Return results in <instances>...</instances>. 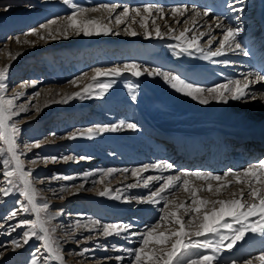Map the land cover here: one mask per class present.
I'll list each match as a JSON object with an SVG mask.
<instances>
[{"label":"bare ground","instance_id":"bare-ground-1","mask_svg":"<svg viewBox=\"0 0 264 264\" xmlns=\"http://www.w3.org/2000/svg\"><path fill=\"white\" fill-rule=\"evenodd\" d=\"M91 1L93 4H116L118 5L116 9L117 13L121 12L124 6H128L131 8L134 5L143 6L149 3L163 6L165 9V18L159 19L158 14L155 12L153 13V17L157 19V24L160 26L162 33H168V28L165 27V24L171 25L175 29V32L165 35L163 39L156 38L154 33L151 38H146L144 35V30L139 27L138 23H136L132 24V28L137 31L138 35L130 36L127 35L123 30L125 25H120L119 27H117L113 22L109 26L113 29V32H119V35H103L102 38L104 41H102L105 44L111 42L114 45H120L121 52L125 55V57H122L120 61H116V58L108 59L109 61H107L106 59L96 60L93 65L86 66V68L89 67L95 69L101 66H106L101 69H108L117 65H123L124 63L128 62H135L144 67H146L147 65L152 66L153 63H151V59L145 58V55H143V51L150 49V54H154L156 51L160 50L164 51L163 58L164 60L168 59V67L164 66L163 62L160 60V63L158 65H155V68H159L164 71H170L173 74H178L182 78H186L189 81L198 85L210 86L219 82H223L226 79H243L244 74H251L249 78L255 79L256 74L251 66V62L248 56H245L241 52L229 51L224 56L213 57L211 59H204L203 53L195 51L192 53V55H188L185 53L186 57H183V55L181 54L175 55L174 52L177 51L173 52L172 47H170V45L176 44L177 41L173 39L172 36L178 35L179 32L183 31L185 27L193 28V25L191 19H189L188 24H186L182 28H179L178 24L175 23V20L170 15V9L176 5H187L189 6V9L195 8L197 11L200 12L201 15L196 18L198 22L195 24L193 31L188 33L187 35L190 37L192 35L198 36L201 32L208 33L200 40V47L204 48L205 52H207L214 50L218 46V39L222 34L223 27L234 26L235 22L238 23V27L243 28V31L238 37L239 41L242 44V47L243 44L248 42V40H251L254 34L256 36V34L261 31L258 20L261 15H264V0H242V2H239V0ZM44 2H46V0H44ZM29 7H31V5H27L26 3V5L21 7V9L26 10ZM234 8H242L243 11L236 12L234 11ZM199 9L205 11H201ZM206 11H214V17H212L208 12V15H203ZM43 15L44 17L41 21L46 20V17H48L49 13L44 12L42 13V16ZM87 15L90 18L101 20L102 23H107L109 16L115 14L108 13L105 11H99L90 12ZM192 15L193 13L191 12V10H189L187 16L191 17ZM136 19L137 21H139V17H137ZM176 19L183 18L177 17ZM63 23V20L58 21L57 25H53V29ZM218 24L222 25V27H217ZM39 25L41 24H39L38 22V24L33 26L31 29L37 28L39 27ZM12 26L15 27V29L24 28L23 23L20 22H17ZM153 27L154 26L151 24L150 18L149 29L152 30ZM15 29L12 30L10 28V30L12 31H14ZM29 30L30 29H27L22 34L17 32L15 34L13 33L7 38V40L1 39L2 33H0V68L12 64L19 57L23 56L24 53L29 54L35 51H42L46 47L51 45H58L63 47L64 45L62 44L67 41L71 44L74 41L83 38L82 34L76 36L72 32L69 33V39L60 38L55 41L49 40L48 42L40 41L38 40V37L35 36H28L26 38L35 43V46L32 47L30 45L22 43L23 39H25L24 34L27 33ZM212 34H214L213 37H216L217 39L213 40L212 46L211 48H209L206 42L211 39L210 35ZM16 37L20 38L21 43L15 42L14 38ZM134 41L142 43L141 45H139V48L136 47V45L132 47L129 46ZM164 46L167 52H165ZM135 47L138 49H136ZM9 53H11L12 55L20 53V55L17 56L15 60H12ZM165 53H169L168 57L165 56ZM37 61L39 62L40 59H37ZM197 67L198 71H194ZM68 70L71 69L68 68L66 70V73L62 75V79L56 77V75L53 78H37L33 81L35 82V86H33V82H25L21 86L20 94L23 95H19L15 103L17 106L27 105L29 111L26 113L22 112L19 116L13 118L14 121H21L20 124H22L30 121L35 122L36 120L46 116L52 117V115L57 116L59 114H63L71 118L86 117L88 115L94 116L89 120H84V123L73 120V124L71 126H62L56 129H51L50 132L52 133L47 134V141H45L46 144L43 145V147L53 146L54 151L52 150V153L47 155L48 158H61L64 156H73L79 158L84 156V154H90V159H88L85 163L79 159L68 161L58 159V167L53 168L52 164H50L53 161L51 159H46L45 162L48 163L47 165L30 163H28V166L24 165L25 170H31V178L33 176L37 177L38 175L39 179L35 186L37 190H43V195L46 196L48 199L47 204L49 205V208L47 212L54 215L57 212L54 210L55 207L60 204H63V207L66 208V210L64 211L65 214L61 215L66 216L60 217V213L63 211L59 212V221L57 224V228L55 226L54 232L55 235L59 237L58 240L60 242L62 254L65 257L66 264H103L110 261L112 262V264H130L133 262L128 253L114 250L113 245H116L117 248L128 249H134L138 247L139 238L137 236L132 235V233L142 232L146 226L155 223L157 220L151 223L152 216H160V209L163 207V202L156 205L141 202V198H146L148 196L146 195V193L151 192V190L160 185L163 181H152L149 183V186L147 188L143 187L142 184L138 185L135 188H129V184L137 183V178L131 175L133 169L140 168L143 165H152L157 162H167L174 166L172 171L170 172H160L150 168L148 171L142 173L143 177H147L150 175L168 176L173 174L175 167H178V169H180L177 171V174H180V172L182 173L185 170H201L210 171L215 174H222L225 171L231 169V167L226 170L224 169L225 171L223 170L222 173L214 172L212 169H207V167H209L210 165L205 164L202 156H197L194 159L187 161L177 160V158H175L173 155L175 151L173 147H171L170 151L166 152V150H164V144L169 140V136L171 134L195 133V135H197L199 139L213 141L215 140V137L220 134V131L232 133L242 126L261 128L264 130V119L245 118L248 116L257 115L258 113H260V111L262 112L264 110V101L259 98L261 94H264L262 87V84H264V82L256 83L250 89L252 93L258 96L255 101L241 100L229 101L228 104L219 103L221 107H216L217 110H215L214 112H202L194 108L191 109L195 111L192 113H200L204 114V116H196L194 118V122L191 125H188L187 123L175 125L168 123L169 127L165 129L162 125V127H160V125L155 126V123L150 124V120L149 122H146V120H144L145 118H142V113L140 114L141 105H136L138 103H135V101L131 99L132 94L138 96L136 94V92L138 91H135V89L132 87L134 77L130 73H124L117 80L110 78V81H108V79L100 81L104 83L111 82L112 84V87L105 94H103L102 97L93 95L84 99H73L67 104L55 103L54 101L56 100H60L65 96H69L75 92L81 91V89L86 84L91 82L90 78L93 73L92 70H87L85 72L88 73V77H86L82 82H80V87L71 85L70 83H68V81L76 78L78 75H75V70H71L72 73ZM80 75L81 74H79V76ZM154 77L158 78L159 81L163 80L162 77ZM27 79L28 78H26V80ZM165 85L168 86L169 89H171L168 84L165 83ZM35 90H37L38 95H36V98L33 100V103L29 104L31 99L27 102H21L19 104L17 103V101L26 94L25 92H34ZM17 95V93H12L8 97H13ZM146 100L147 97L145 99V102H143L145 103L144 105L148 106L151 111L152 117H157L156 111L158 109H161L164 105L160 102L155 101L153 103L150 100ZM173 100L168 101L169 107H176V105H178L176 104V102H173ZM186 100H189L188 102L194 101L191 98H188ZM107 101H110V104H108ZM37 109H39V112H37ZM117 110H119L118 115H120L122 119L114 118L113 115L115 112H117ZM161 114H163V112ZM236 115L242 116V119L234 117ZM25 116L28 117L26 119L22 118ZM214 116H216L220 120H213ZM97 118L102 119L98 120ZM104 119L113 123L114 121H117L112 126L118 124L126 125L128 123H134L137 125V129L131 130L127 127H122L120 130L115 132H104L100 134H95L94 138L92 139H87L79 136L76 139L72 140L60 138L66 137L68 134L74 131L82 130L88 127L109 126L107 125V122ZM69 124L70 123H68V125ZM38 126V129L42 131L44 123L39 122ZM172 126H176V128L171 129ZM53 133H55V136L52 135ZM197 133H201V135H198ZM167 145L168 143H166L165 147H167ZM108 148L111 151H107ZM49 150H51V148H49ZM263 152L264 150L261 151L259 157H255L251 163H255L260 159H264L262 158V155L264 154ZM30 153L31 158L34 159L46 158V156H44L39 150L27 152L28 155H30ZM168 154L172 156L168 157ZM3 158L4 157H0V186L6 187L7 185L4 183L3 178ZM74 162L76 163L74 164ZM251 163H246L245 161H242V163L236 170L243 169ZM83 165H91V168L82 169ZM203 166L206 167V169ZM76 167L78 168L74 171ZM113 168L117 170L127 168L129 171L127 173L117 171L115 174H113L111 178H105L102 183H93V181L100 180V173L102 170ZM78 171L81 173L73 175L75 172ZM86 172H92L94 175L85 178L84 174ZM54 176H68L72 177L73 179H54ZM228 179L233 181L231 186L222 189L219 195L215 194L214 192L207 191V184L203 181H194L193 186L198 189H204L198 192V196L208 201L239 199L241 190H243V192L245 193V200L243 202L247 204H251L254 202L250 197H247V193L249 191L247 186L236 184L233 178L231 177H229ZM72 183L76 186L83 184L84 188L78 189L77 187H73V185L70 187L69 191H66L67 193L59 191L62 186H68ZM211 183L213 185V188L218 186L215 181ZM105 187L112 190L110 192V195H99V192ZM88 189L90 191L89 193H86L85 191ZM117 195L120 197L119 199L112 198L113 196ZM163 195L168 196L169 199L174 200L176 203L187 202L188 204H190L192 199L190 193L183 191V189H180L179 191H174V194H172V192H166ZM74 199H77V201H75ZM22 200L23 197L21 201ZM84 202H90L93 203V205L94 203H99V208L101 209L102 214H96V210L88 209L90 207L84 204ZM80 205H83L85 207L83 208ZM211 207L212 204H209L208 208L211 209ZM216 207H219V205H216ZM179 214L182 215L185 220L188 219V216H184L183 210H181ZM189 215H191V213ZM117 217L121 219L118 220ZM89 219H98L102 223L115 222L117 225H129L130 231L128 233H122L121 236L113 235L111 237L105 238L104 236L100 235L98 231L94 230L92 232H89L86 228L82 226L79 228L75 227L77 222H79L80 225H83L86 224ZM21 220H24V214L20 212L16 219L0 222V225H2L0 226V264H19L21 262V259L24 260V255H26L27 253L26 248L30 245L31 241H29L28 244H23V239H19V234L17 235L18 231L16 232L17 236H13L15 234V231L9 233V229L10 227H12L11 225L20 222ZM175 227L176 226L174 224L169 223L162 225L159 231L167 232L174 229ZM234 227H239V225H234ZM223 233L229 235L227 231H224ZM246 235L247 237H245V239L241 241V252L237 253L239 247L235 246L231 250L226 249V252L229 253L228 255L231 257L229 259L226 258L227 256H224L222 258L218 257V263L214 262V264H226V262H231L229 264H233V262L234 264H245L246 260L256 257L261 253H264V237H261L259 234L253 233H247ZM79 236H84V238L81 241L77 240V237ZM89 236L93 238L87 239ZM125 236H128L129 238L125 239ZM201 238L205 237H192L194 241L197 239L200 240ZM14 239L20 240L22 244L21 247L16 248L15 250H13L12 247V240ZM210 239L212 238L210 237ZM168 247H170V244L168 245ZM84 248L89 249V251L85 252L83 255H78V253H80ZM205 249L206 248L190 249L189 257L194 258L197 255H202L203 253L201 250ZM42 250L43 248L40 245L39 251L36 252H41ZM108 250L110 252H108ZM97 252L101 253L102 256H95V253ZM117 256H122L123 260H116L115 257ZM253 264H260V262L258 260H253Z\"/></svg>","mask_w":264,"mask_h":264},{"label":"snow or ice","instance_id":"snow-or-ice-1","mask_svg":"<svg viewBox=\"0 0 264 264\" xmlns=\"http://www.w3.org/2000/svg\"><path fill=\"white\" fill-rule=\"evenodd\" d=\"M242 2V0H239ZM65 5H68L72 11L69 15L64 17H56L50 19L39 27L30 29L24 34L25 39L22 43L35 46L33 41L28 40L26 37L35 36L38 40L48 42L49 40L55 41L60 38L69 39V33L74 35H119V32H113V29L109 26L111 23H115L117 27L125 25L124 32L130 36L138 35L137 31L132 28V24H139V27L144 30L146 38H151L153 33L156 38L163 39L165 35L174 33L175 29L168 24L165 27L168 28V33H162L160 26L157 24V19L153 17V13L158 14L159 19H164L165 9L163 6L157 4H145L143 6L128 7L124 6L123 10L119 13L116 12L118 5L116 4H101L92 8H84L73 0H63ZM231 7V5H230ZM7 11L8 9L5 8ZM191 10L193 15L187 16V13ZM105 11L115 15H110L107 23H102L101 20L90 18L87 14L90 12ZM236 12H242V8H234ZM170 15L175 20L176 24L183 23L188 24L189 19L192 21L193 28L198 22L197 17L201 14L195 8L189 9L187 5H176L170 9ZM203 15H208L205 12ZM139 17V21H137ZM151 18V24L154 26L152 30L149 29V20ZM63 20L64 23L53 29V25H57L58 21ZM222 27V25H217ZM193 28L185 27L183 31H180L178 35H173L172 38L177 41L176 44L170 45L173 49H179L178 52H174L175 55L180 53H186L192 55V53H203L204 59H211L213 57H220L226 55L229 51L241 52L245 56L248 52L242 47L238 37L243 31L242 27L228 26L223 27L222 34L218 39V46L211 51L205 52L204 48L200 47V40L208 33L201 32L199 35L188 36L187 34L193 31ZM12 39V38H10ZM16 43H21L19 37L14 38ZM216 37H212L206 43L211 48L213 40ZM12 60H15L20 53L12 55L9 53ZM11 65H6L0 68V157H4L3 164V178L7 187L0 186V194L3 197H8L17 192L22 201H18L20 204L19 209H15L10 212L8 219L15 218L18 212L31 213L34 215V219L21 220L19 224L9 229L15 231L16 227L27 226L26 231L23 232V244H28L29 240L35 238L41 242V247L47 253L45 257V264H47L48 258L54 260L56 264H66L65 257L62 254V248L60 242L53 236L55 228L51 226V221L55 219L56 215L47 214L49 205L47 203H39V192L34 186V182L31 179V170H25L24 162L21 160V155L24 153L18 151L17 137L20 133L18 126L19 121H14L13 118L19 116L20 113H26L29 111L27 105H21L17 107L15 101L19 95L13 97H7L5 95L7 91L8 73ZM91 82L86 84L81 91L75 92L72 95L65 96L60 100L54 101L55 103L67 104L73 99H84L93 95L103 96L111 87V82H100L101 77L115 78L120 77L124 73H130L134 77H141L147 74L149 77H162L164 82L170 86L176 93L189 97L194 101H197L201 105H207L210 102L228 104L229 101H255L258 96L250 91L253 85L259 82H264V75L257 74L255 79H250L251 74H244L243 79H226L223 82H219L210 86L198 85L189 81L186 78H182L178 74H173L170 71H164L159 68L144 67L135 62L124 63L122 66L117 65L108 69L95 68L92 70ZM88 73L85 72L80 76L68 81L73 86L80 87L82 82ZM35 86V82H33ZM38 95V93L33 94ZM259 98L264 101V94H261ZM131 99L135 101L137 99L135 94H132ZM39 112V109H37ZM122 127H127L131 130H136L137 125L134 123L118 124L115 126H98L88 127L82 130L74 131L68 134L66 137H60L61 139H76L84 137L87 139L94 138L95 134L104 132H115ZM55 136V133L52 134ZM40 141L34 144L25 145V149L31 150L32 147H40ZM53 162L58 159L64 161L74 159H90V157H73L64 156L61 158L50 157ZM32 164L36 163V160L31 161ZM173 165L167 162H157L152 165H143L140 168L133 169L131 175L137 178V183L129 184V188H135L142 184L147 188L152 181H163L160 186L151 191L146 198H141V202L149 204H160L163 202V207L160 209L161 215L157 221L152 225L146 226L142 232L132 233V235L139 238V246L134 249L117 248L113 245V249L117 251H123L129 254L133 264H214L217 260V256L222 249L231 250L239 241H243L247 233L259 234L264 237V159H260L255 163L249 164L247 167L239 170L229 169L222 174H215L210 171H188L185 170L180 174L168 175V176H147L143 177L142 173L148 171L150 168L160 172H170L173 169ZM117 171L127 173V168L122 170L107 169L102 170L100 173V180L93 181V183H102L105 178H111ZM92 172H86L85 178L93 176ZM233 178L236 184L247 186L249 189L247 197H250L254 202L247 204L243 202L245 200V193L241 190L239 199L232 200H216L208 201L198 196V192L204 189H198L193 186L194 181H203L207 184V191L214 192L219 195L222 189L228 188L232 184ZM54 179L71 180L72 177H58L54 176ZM215 181L217 187L213 188L211 182ZM78 189H83L84 185H74ZM183 191L190 193L192 199L190 204L187 202L176 203L174 200L163 195L166 192ZM68 186H62L60 192L68 191ZM112 190L105 187L99 192V195H110ZM118 191V190H117ZM235 195V194H234ZM62 198V197H61ZM114 199L120 197L113 196ZM26 202V203H25ZM212 204L211 209L208 205ZM219 205V207H216ZM171 206V207H170ZM183 210L184 216H188L185 220L179 213ZM191 213V215H189ZM255 218V219H253ZM174 224L176 227L170 231H159L162 225ZM239 225V227H234ZM2 226V225H0ZM86 228L89 232L98 231L100 235L105 238L115 236H121L122 233H128L130 231L129 225H117L114 223H102L98 219H89L86 224L80 225L79 222L75 225ZM227 231L229 235H224L223 232ZM219 234V240L213 243L211 240H206L201 243L199 239L193 240L192 237H206L208 235ZM89 236L87 239H92ZM128 239V236L124 237ZM170 244V247L168 245ZM21 241L18 239L12 240L13 250L21 247ZM99 247V245H98ZM193 248H206L211 249L210 254L197 255L194 258L189 257V250ZM39 251V249H37ZM89 249L84 248L78 255H83L88 252ZM116 260H123L122 256L115 257ZM253 260H258L260 264H264V253L259 254L256 257L250 258L245 261V264H253ZM32 264H41L39 256L34 255ZM234 264V262H233Z\"/></svg>","mask_w":264,"mask_h":264},{"label":"rangeland","instance_id":"rangeland-1","mask_svg":"<svg viewBox=\"0 0 264 264\" xmlns=\"http://www.w3.org/2000/svg\"><path fill=\"white\" fill-rule=\"evenodd\" d=\"M73 2L84 7V8H92V7H96L98 5L104 4V3L93 4L91 0H73ZM26 3H27V5L30 4L31 7H29L26 10H22L21 7L26 5ZM109 5H112V4H109ZM128 5H132V4H128ZM132 7H137V5H134ZM5 8H7L8 10L6 11ZM199 10L205 11L202 9H199ZM71 11H72V9L68 5H65L63 3V0H46V2H44V0H33V1L32 0H0V33H2L1 39L7 40V38L13 33L15 34L17 32V33L22 34L27 29H31L33 26L37 25L38 22H39V24H44L45 22L49 21L50 19H53L56 17H64L66 15H69L71 13ZM44 12L49 13V15H48V17H46L47 18L46 20L41 21L44 17V15L42 16V13H44ZM206 12H208L212 17H214V11H206ZM17 22L23 23L24 28L15 29V27H13L12 25L17 23ZM185 25L186 24L183 23V19H181V23L178 24V27L182 28ZM234 26H238V23L235 22ZM10 28L12 30L13 29H15V30L12 31V30H10ZM201 30H203V29H201ZM213 36H214V34L210 35V38H212ZM102 37H103V35H93V36H84L83 35L82 39H78L77 41H74L71 44L68 41L65 42L66 44L63 43L62 44V45H64L63 47L58 46V45H51V46L46 47L42 51H38V52L35 51V52L29 53V54L24 53L23 56L19 57L12 64H10L11 67H10V70L8 73L7 80L5 81V83L7 85V91H6L5 95L8 97L12 93L20 94L21 93V86L25 82L29 81V83H30V82H33L37 78H44V77L53 78L56 75V77L62 79L63 78L62 75L66 73V70L68 68L71 70H75L74 71L76 73L75 75L79 76V74H83L87 70H92L93 68H89V67L86 68V66L93 65V63L96 60H100V59L105 60L106 59L107 61H109L108 59L116 58V61H120V59L122 57H125V55L121 52L120 45H114L111 42L105 44L103 42L104 40ZM137 43H140V42L134 41L129 46L132 47V46L136 45V47L139 48L140 47L139 45H141L142 43H140V44H137ZM146 43H149V42H146ZM112 46H114V47H112ZM165 46H164V48H165ZM138 48H136V49H138ZM172 50H173V52L179 51V49H173V48H172ZM150 51H151L150 49L143 51V55H145V58H150L151 63H153L152 66L147 65L146 67H148L150 69L155 68V65H158L160 63V60L163 62L164 66L168 67V59L164 60V58H163L164 57V55H163L164 51H162V50L156 51L154 54H150L151 53ZM165 52H167L166 48H165ZM180 54L183 55V57H186L185 53H180ZM168 55H169V53H165L166 57H168ZM44 56L45 57L47 56V57L45 58ZM37 59L38 60L40 59V61L38 62ZM120 64H122V63H120ZM103 67H106V66H101L99 68H103ZM85 68H86V70H85ZM71 70H68V71H70L72 73ZM51 74H54V75H51ZM26 78H28V79L26 80ZM66 78H68V77H66ZM118 78L119 77H115L113 79L117 80ZM106 79H108V81L111 80L110 78H107V77H103V78L101 77L100 81H102V80L104 81ZM147 80H149V81H147ZM163 81L164 80L159 81L158 78L149 77V76H147V74H145L139 78L134 77V81L132 82V87L135 89V91H138V92H136V94L138 96H136L137 99L135 100V103H138L136 105H139V106L141 105L142 111L140 110V114L142 113V118L143 119L145 118L144 120H146V122L147 121L149 122V120H150V124L155 123V126H158V125H160V127L164 126L163 128H165V129H167L169 127L168 123H171L174 125L187 123L188 125H191L194 122V120H195L194 118L196 116H198V115L204 116V114L192 113L195 111H193L191 109L195 108L196 110H199L202 112H214L215 110H217L216 107H218V108L221 107V105L219 103H216V102L209 103L207 105H201L197 101L188 102L189 100H186V99H188L189 97L182 96L181 94L176 93L173 89H169L168 86H166ZM262 87H263V91H264V84H262ZM25 93L26 94L17 101L18 104L21 102H27L30 99H31V101L29 102V104L33 103V100L36 98V95L34 96L33 94L37 93V90H35L34 92L33 91H27ZM30 97H33V98H30ZM146 97H147V100H150L153 103L156 101V102H160L164 105L161 109H158L159 111L158 110L156 111L157 117H152L150 109L148 108V106L144 105L145 103H143V102H145ZM175 99H176V101H175ZM170 100H173V102H176V104H178L179 106L176 105V107L175 106L169 107L168 101H170ZM107 103L110 104V101H107ZM142 105H144V106H142ZM17 107H19V106H17ZM118 111L119 110H117V112H115L113 116L116 119H122L121 116L118 115V113H119ZM160 112L161 113L163 112V114H161ZM237 112H241V111H237ZM59 115H57V116L52 115V117L46 116V117H43V118L36 120L35 122L30 121V122H26V123H22V124H20L21 121H19L18 126L20 128V133L17 137L18 151H22L24 153L23 155H21V160L24 162L25 166H28V163L32 164L31 163L32 160H36L35 164H40V165H47L48 164L45 161L48 158L47 155L52 153L53 146L50 145L51 147H49V146L43 147V145L46 144L45 141H47V136H48L47 134L52 133V132H50L51 129H56V128L62 127V126H71L73 124V122H72L73 120L80 121V122L84 123V120H86V119L89 120L90 118L94 117L93 115L92 116L88 115L86 117H79V118L72 117L71 118V117H67L63 114H59ZM27 117L28 116H25L22 118L26 119ZM234 117H238L239 119H242L241 118L242 116L236 115ZM245 118H251V119L262 118V119H264V110L262 112L260 111V113H258L257 115L248 116ZM97 119L100 120L102 118H97ZM213 120H220V119H218L216 116H214ZM38 121L44 123V126L42 128L43 132L38 129V127H39ZM105 121L107 122V125H109V126H112L115 122H117V121H114V123H113V122H109L107 120H105ZM68 123H70V124L68 125ZM53 124H56V125H53ZM173 128H176V126L175 127L172 126L171 129H173ZM37 141L41 142L40 147H38V148L32 147L30 151L39 150L44 156H46V158H43L45 160L31 158V153H30V155L27 154V152L29 150L25 149V145L34 144ZM0 147H3V145L0 144ZM49 148H51V150H49ZM107 151H111V150L108 148ZM68 155H70V154H68ZM82 157H91V155L90 154H88V155L84 154V156H82ZM262 158H264V154L262 155ZM87 160L88 159H83L82 162L85 163ZM75 163L76 162H74V164ZM50 164H52L53 168L58 167L57 161L51 162ZM77 168L78 167H76L74 169V171ZM83 168L84 169L91 168V165H83L82 169ZM226 169H229V167H227ZM178 170H180V169H178V167H175L174 172L171 175L177 174ZM78 172H75L73 175L81 173V172H79V173ZM31 179L33 180L34 186H35V184L37 183V181L39 179L38 175H37V177L33 176ZM73 185H75V184H73V183L69 184L68 189L70 190V187ZM159 186L160 185H158L157 187H155L151 191H154ZM89 191L90 190L88 189L85 192L89 193ZM38 192H39L38 202L41 204L47 203L48 199L46 196L43 195L44 191L38 190ZM149 194H150V192L146 193V195H149ZM146 195H144V196H146ZM2 198H3V196L0 195V222L16 219L20 212L17 213V216L15 218L8 219L7 217L9 216L10 212H12L13 210L19 209L20 204H18L17 202L21 201L22 197L17 192H15V190H14V193L12 195H10L8 197H4L3 199ZM74 200L77 201V199H74ZM84 204H86L90 207V208L87 207L88 209L96 210L97 211L96 214L97 213L99 215L102 214V211L99 208L100 207L99 203H94V205H93V203L84 202ZM83 205H80V206H82L84 208L85 206H83ZM54 210L57 211L55 214L63 211L60 213V217L66 216V215L61 216V215L65 214L64 211L66 210V208L63 207V204L57 205ZM81 212H84V211H81ZM23 214H24V220L35 218L34 215L31 213H23ZM47 214H50V213L47 212ZM158 217H159V215H153L152 219H151V223H153L155 220H157ZM117 218H118V220L121 219L119 217H117ZM58 221H59V215H56L55 219H53V221H52L51 226L54 228L56 226V228H57ZM111 223L116 224L115 222H111ZM16 224H19V222L14 223L11 226L13 227ZM12 227H10V228H12ZM19 230H20V232H19ZM26 230H28L27 226L20 227V228L16 227L15 232H14L15 234L13 236H17L19 234L18 235L19 239H23L22 233ZM17 231H18V233L16 235ZM11 233H12V231H11ZM223 234L227 235L225 233H223ZM210 237L212 239H210ZM246 237H247V235H246ZM54 238L56 240L59 239V237H57L55 235V233H54ZM83 238H84V236H79V237H77V240L81 241ZM201 239H200L201 243H204L206 240H211L213 243H216L219 240V234L208 235L205 238H201ZM29 241H31V243L26 248L27 253H26V255H24V260L21 259V262L19 264H26V263L31 264L33 259H34V255L39 256L41 263L45 264V257H47V253L44 251V249L41 252H36L37 251L36 248L39 249V246L41 245L40 241L36 240L35 238H32ZM235 247H239L237 253L241 252V250H242L241 241H239L235 245ZM201 251L203 254H210L211 253V249H205V250H201ZM108 252H110V251L108 250ZM226 253H227L226 249H222L220 251V253L218 254L217 258L218 257L222 258L224 256H227L226 258L229 259L231 256L228 255L229 253H227V254ZM95 256L100 257L102 255H101V253L97 252V253H95ZM215 262H217V260ZM229 263H231V262H229ZM229 263L226 262V264H229ZM242 263H243V261H242ZM47 264H56V262L54 260H51V258H48ZM103 264H112V262L110 261V262L103 263ZM120 264H122V263H120ZM130 264H133V262Z\"/></svg>","mask_w":264,"mask_h":264}]
</instances>
